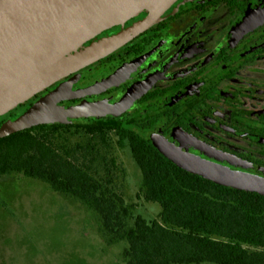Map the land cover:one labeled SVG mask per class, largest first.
<instances>
[{
    "label": "flooded vegetation",
    "instance_id": "1",
    "mask_svg": "<svg viewBox=\"0 0 264 264\" xmlns=\"http://www.w3.org/2000/svg\"><path fill=\"white\" fill-rule=\"evenodd\" d=\"M119 74L110 88L60 105L115 106L129 94L116 117L82 122L109 119L152 145L162 140L264 179V0H178L151 27L28 107L59 86L84 90Z\"/></svg>",
    "mask_w": 264,
    "mask_h": 264
},
{
    "label": "trees",
    "instance_id": "2",
    "mask_svg": "<svg viewBox=\"0 0 264 264\" xmlns=\"http://www.w3.org/2000/svg\"><path fill=\"white\" fill-rule=\"evenodd\" d=\"M70 135L87 141L71 146ZM112 136L120 150H129L142 176L140 195L160 206L158 219L134 216L133 207L114 192ZM15 174L92 212L106 245H126L125 264H264L263 196L178 168L112 120L39 125L0 139V177Z\"/></svg>",
    "mask_w": 264,
    "mask_h": 264
},
{
    "label": "water",
    "instance_id": "3",
    "mask_svg": "<svg viewBox=\"0 0 264 264\" xmlns=\"http://www.w3.org/2000/svg\"><path fill=\"white\" fill-rule=\"evenodd\" d=\"M178 0H0V118L21 108L67 76L124 46L160 20ZM176 8L173 9L176 10ZM143 18L127 26L137 18ZM121 28L82 41L127 19ZM125 20V21H124ZM122 74L84 90L59 86L0 126V139L39 125H70L106 116L127 107V94L115 106L60 103L110 88ZM105 104V103H104ZM86 123V122H82ZM153 146L178 168L216 185L264 197V179L236 172L153 139Z\"/></svg>",
    "mask_w": 264,
    "mask_h": 264
},
{
    "label": "rangeland",
    "instance_id": "4",
    "mask_svg": "<svg viewBox=\"0 0 264 264\" xmlns=\"http://www.w3.org/2000/svg\"><path fill=\"white\" fill-rule=\"evenodd\" d=\"M23 110L0 118V126ZM70 136L71 146L87 141ZM111 140L114 192L133 207L134 216L158 219L160 206L140 195L142 176L129 150H120L114 136ZM125 248L106 245L96 216L76 200L21 174L0 177V264H125Z\"/></svg>",
    "mask_w": 264,
    "mask_h": 264
},
{
    "label": "bare ground",
    "instance_id": "5",
    "mask_svg": "<svg viewBox=\"0 0 264 264\" xmlns=\"http://www.w3.org/2000/svg\"><path fill=\"white\" fill-rule=\"evenodd\" d=\"M130 19V18H129ZM128 20V19H127ZM125 21V20H124ZM104 31V30H103ZM100 32H102V30L100 31H97L95 34H91V35H88L83 41H82V44H84L86 41H88L89 39H91L92 37H94L95 35L99 34Z\"/></svg>",
    "mask_w": 264,
    "mask_h": 264
}]
</instances>
